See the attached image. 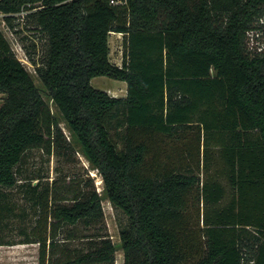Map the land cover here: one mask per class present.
Wrapping results in <instances>:
<instances>
[{"label":"trees","instance_id":"trees-1","mask_svg":"<svg viewBox=\"0 0 264 264\" xmlns=\"http://www.w3.org/2000/svg\"><path fill=\"white\" fill-rule=\"evenodd\" d=\"M110 1L0 0V13L11 26L27 8L47 36L35 72L100 174L106 198L127 216L119 232L123 264H264V51L250 54L245 46L247 31L264 29L258 24L264 0ZM110 32L124 38L120 65L109 59ZM96 76L124 81L126 94L93 87ZM0 92V187H12L27 149L45 141L42 121L53 145L63 134L1 29ZM115 119L125 125L122 150L109 134ZM194 126L205 146L221 148L239 193L237 201L204 213L199 234L187 212L198 177L161 164L143 169L151 151L145 138ZM212 187L202 186L209 205L221 198ZM75 198L55 206L51 218L75 224L102 216L95 189ZM38 202L46 209L44 197ZM47 241L43 229L23 241L38 243L36 264L50 260L55 241ZM115 249L106 238L68 264H113Z\"/></svg>","mask_w":264,"mask_h":264},{"label":"rangeland","instance_id":"rangeland-1","mask_svg":"<svg viewBox=\"0 0 264 264\" xmlns=\"http://www.w3.org/2000/svg\"><path fill=\"white\" fill-rule=\"evenodd\" d=\"M30 12L24 8L23 14L14 15L11 26L4 23V15L0 13V29L14 55L26 67L43 98L48 102L50 113L58 116L63 138L58 146L53 145V138L46 132L47 122L42 121L41 129L45 132V141L27 149L22 161L15 168V185L0 187V242L4 243L0 245V264H36L38 243L23 241L32 240L42 229L47 235L48 243L52 239L55 241L53 254L51 253L46 264H68L69 260L96 248L106 238H109L116 248L113 264H123L119 232L127 226V216L106 198L100 174L90 165L83 148L67 129L56 106L40 83L35 65L44 62L48 40L45 33L35 28L34 20L29 16ZM108 45L110 61L120 65L124 52L123 35L110 32ZM250 45L254 48L264 47V29L253 34L250 32L248 41L246 35L247 53ZM90 84L112 96L126 94L124 81L107 76L93 77ZM4 99L5 94L0 92V106ZM108 129L112 141L122 150L126 138L122 120L111 121ZM213 136L215 138L217 135ZM145 142L151 151L145 157L143 169L161 164L198 177V183L187 193V212L191 215L192 224L189 226L199 234L204 213H212V210L228 205L237 194L236 187L229 180L221 148L215 145L205 146L203 131H199L197 126L179 130L172 135L158 134L151 139L145 138ZM204 184H207L209 189H213L212 185L222 189V197L213 205L204 201ZM93 189L102 194L103 214L100 218L81 219L75 224H66L51 218L55 206L70 205L75 197ZM40 196L44 197L47 210L39 204ZM201 239L203 241V238Z\"/></svg>","mask_w":264,"mask_h":264},{"label":"built area","instance_id":"built-area-1","mask_svg":"<svg viewBox=\"0 0 264 264\" xmlns=\"http://www.w3.org/2000/svg\"><path fill=\"white\" fill-rule=\"evenodd\" d=\"M111 3H117V1H114V0H111L110 1ZM22 11H23V9L19 12V13H17L16 15H21V14H23L22 13ZM25 14V13H24ZM258 24H262V25H264V17H262V18H260L259 20H258ZM250 32L253 34V33H257V32H259L257 29H251V30H249V31H247L246 32V35H247V41H248V37H249V34H250ZM254 47H252V45H250V47H248L247 49H248V51L251 53V54H253V53H258V52H263L264 51V47H262V46H257V47H255L254 49H253Z\"/></svg>","mask_w":264,"mask_h":264},{"label":"crops","instance_id":"crops-1","mask_svg":"<svg viewBox=\"0 0 264 264\" xmlns=\"http://www.w3.org/2000/svg\"><path fill=\"white\" fill-rule=\"evenodd\" d=\"M226 167H227V164H226ZM229 180H230V179H229ZM230 182H231V181H230ZM234 186H235V185H234ZM235 187H236V189H237V186H235ZM246 190H247V189H246ZM250 190H251V189H249L248 191H250ZM236 191H237V194H236V197L232 199L233 201H237V199H238V195H239V193H238V189H237ZM250 194H252V193H250ZM221 197H222V189H221ZM232 200H231V201H232ZM231 201H230V202H231Z\"/></svg>","mask_w":264,"mask_h":264}]
</instances>
